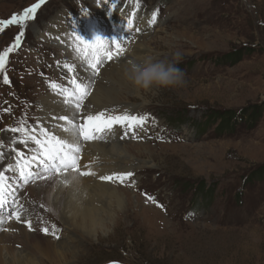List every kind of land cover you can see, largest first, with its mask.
I'll list each match as a JSON object with an SVG mask.
<instances>
[{
  "label": "rangeland",
  "instance_id": "374dc122",
  "mask_svg": "<svg viewBox=\"0 0 264 264\" xmlns=\"http://www.w3.org/2000/svg\"><path fill=\"white\" fill-rule=\"evenodd\" d=\"M37 2L0 0V21L22 14ZM138 2L142 11L135 0H115L118 5L112 13L121 15L122 3L126 8L132 3L129 7H136L134 32L138 21L151 18L153 12L157 13L156 23L122 40L125 54L104 61L98 75L119 61L127 60L123 62L127 68L129 53L141 45L143 57L130 61L152 57L174 64L184 73L185 83L143 91L132 83L124 88L114 80L113 89L121 91L125 99L120 101L121 111L112 114L128 111L146 116L147 122L135 138L131 133L124 136L125 129H119L115 137L125 153L107 157L110 163L96 157L88 164L81 153V163L97 173L80 176L91 187L94 177L103 173L98 170L112 164V172H133L135 185L109 182L123 204L105 208L100 215L102 226L91 230L65 224L59 209L47 206L41 195L32 194L29 186L34 184H28L16 197L29 209L27 219L33 230L9 222L24 227L28 234L44 237L50 251L44 254L19 244L14 250L22 262L28 259V264H264V176L255 178L264 166V0ZM110 3L112 0H46L35 19L24 26L21 46L9 55L6 74L10 83L4 84L0 74L2 167L14 160L17 146L31 157L19 143L21 134L9 129L19 127L21 121L28 128L40 125L38 104L54 91L51 83L71 88L65 64H76L72 74L81 76L83 62L74 39L80 32L77 26L88 25V20L98 30L108 27ZM20 30L19 25H10L0 32V51L14 43ZM232 55L234 59L229 61ZM215 112L235 113V125L227 130L217 128L218 121L211 119ZM251 113L258 114L256 122L245 118ZM85 147L82 144V150ZM6 175L13 177L12 184H22L15 179L18 172ZM52 195L50 191V201ZM9 222L0 225V235ZM52 225L56 236L51 234ZM43 227H48L50 234L42 233Z\"/></svg>",
  "mask_w": 264,
  "mask_h": 264
},
{
  "label": "snow or ice",
  "instance_id": "6c2138e0",
  "mask_svg": "<svg viewBox=\"0 0 264 264\" xmlns=\"http://www.w3.org/2000/svg\"><path fill=\"white\" fill-rule=\"evenodd\" d=\"M45 3L46 0H38L37 3L24 9L22 14H14L10 19L0 21V32H3L5 27L10 25H19L21 27L20 32L15 37L14 43L3 51H0V74H2L4 84L10 83L6 74L9 55L21 46V38L24 36V26L28 21L35 19L37 11ZM111 7L113 10L116 9L115 0H112ZM133 15L135 14L133 13ZM156 18L157 13L153 12L151 18L148 20V24H155ZM134 30L139 32L140 28L136 27ZM132 31L133 20L129 18L125 34L120 39L113 37L111 42L99 35L95 36L93 40L88 41L76 34L75 51L86 62L87 67L92 70L93 75H98L105 60L112 61L126 52V48L121 44V41H127ZM64 67L68 69L69 74L74 72L73 65L65 64ZM66 79H68L71 88L58 85L55 82H52L50 86L53 89H59L65 95L64 103L73 109L71 116L65 114L54 117L56 120L63 121L70 126L64 127L63 124L59 125L62 131L70 133L69 138H62L60 135L40 125L28 128L24 121L20 122L19 127L9 129L12 133L21 134L19 143L24 145L25 148L35 145L33 149L35 154L28 158L24 151L14 148L15 166L9 163L6 168L0 170V225L9 221H15L26 224L29 230H33L32 221L25 218V214L28 213L29 209L23 203H20L19 198L14 195L11 200L8 199L10 195L9 189H12L14 193L15 188H13L10 182L13 177L6 175L7 172H18V176L15 179L18 182H22L23 185H28L30 182L36 184L37 181H49L53 177H62V183L68 184L70 183L69 176L73 173L79 176H95V172L83 170L87 169L88 165L81 163L82 142L103 139V134L111 133L116 126L125 129L124 136L131 133L133 138H135L136 131L143 129L147 122L146 116L134 115L128 111L119 114H108L106 111H89L85 101L91 94L90 82L80 80L76 75H71L70 79L66 76ZM13 143H16V141L14 140ZM0 159H3V153H0ZM133 177V172L126 171L101 175L99 179L132 187L135 185ZM72 179H75V177L73 176ZM145 195L148 200L156 203L154 197ZM41 207H44V205H41ZM55 229L56 226L52 225L51 234L53 236H56ZM3 230L7 231V229ZM41 231L48 234L49 228L44 227Z\"/></svg>",
  "mask_w": 264,
  "mask_h": 264
},
{
  "label": "bare ground",
  "instance_id": "6f19581e",
  "mask_svg": "<svg viewBox=\"0 0 264 264\" xmlns=\"http://www.w3.org/2000/svg\"><path fill=\"white\" fill-rule=\"evenodd\" d=\"M111 4L112 3L108 4L109 5L108 15H110L108 19H110V23L113 24L114 27L118 28L119 22L122 20H124L123 21L124 23H127V20L129 18L131 19L135 18L136 15L134 12L136 9L135 5L129 7V5H132V3H130L127 8L126 5L123 9H122V5L120 6L121 12L124 11L123 14L121 15L120 14L116 15L115 13L114 14L112 13L114 10L112 9ZM117 5L118 4H116V6ZM133 13L135 15H133ZM147 19L150 18L146 17L139 20L136 27L140 28L142 31H145V29H147V25H149ZM94 25L96 24L94 23ZM103 28L104 30L108 29L107 27L106 28L102 27V29ZM77 29H80V32L79 31L77 32L79 36L83 37L84 35H89L91 38L94 39L95 36L93 34L92 35L90 34V28L88 25H86V22H84L81 27L78 26ZM65 46L66 44L63 47L64 51L67 50ZM133 52L129 53L130 56L128 58V62L130 60H133L135 57H137L136 60H140L145 53V51L141 49V45L136 46ZM138 53L140 54L139 56ZM127 57L128 56L124 58L126 59ZM123 62L119 61L115 64H110L104 70L101 71L97 79H94L95 77L91 75L93 73L87 67V64L85 62L86 65L85 67H83L84 71L80 72L81 76H79L80 77L79 79L91 83L90 86L92 88L90 87V89H92V91L90 96L85 102L88 105L89 111L96 112V111H103L104 109H109L108 111H106L108 114L121 111L120 107L122 104L120 103V101L121 99L123 100L125 98H122L123 94L121 91L113 89L112 82H114V80H118L119 85L123 86L124 88H128V86L125 85L126 83H131V81L128 78H126L125 66L127 65H125V63ZM75 65L76 64H74V66ZM116 65H118L117 69L112 70L111 66H116ZM102 75H104L103 80H100L99 77ZM64 100H65V95L62 94L58 89L54 90L53 92H50V94L47 95L45 94V97L42 98L38 104L40 109L39 123L40 126L48 128L51 132L60 135L62 138H69L70 133L62 131L59 128V125L63 124L64 127H70V126L63 121H58L54 118L59 115H65V114L69 116L72 115L73 109L68 105H66L64 103ZM112 134H117V130L108 133L106 136H104V139H98L90 142H83L85 143L86 147L85 150H82V154L85 155L84 161H86V163L88 164L94 163L96 161V157L104 158L103 161L108 163L109 160L107 159V157H111L117 154L121 155L122 153H125V150L123 148H120L117 138L111 136ZM31 148H32V152H31V156H32L35 154V152L33 151L35 145H31ZM16 149L19 151L21 150L20 146H17ZM12 155L15 157V152ZM11 159L8 160V162H13L12 161L13 159L12 160ZM14 163L16 164V161ZM113 167L114 166L112 164L103 165L102 170H98L103 173L98 174L96 178L94 177V179L92 180L94 184L91 187L88 186L87 182L83 181V179L80 178L78 174L73 173L71 174V176H69L70 183L68 184L62 183L63 180L62 177L58 179L53 177L52 180L38 181L36 184L29 186V191H31L32 194L34 195L37 194L36 196L41 195L43 201L46 203L47 206L52 207L54 210L55 208L59 209V211L63 216L62 220L64 221L65 224L70 223L69 225L80 226L82 229L90 228L91 230H93L94 226L96 225L102 226L103 220L100 219V215L106 212L105 208L108 207V209H110V207H112V205L114 206L115 203L118 207H121L123 204V200L121 196L117 193V190L114 189L111 185H109V182L99 180V177L101 175L112 174L113 173L112 170H114ZM3 169L4 167L0 165V170ZM85 170H88V168ZM108 171L112 173H108ZM95 172L97 173V171ZM73 176L75 177V179H72ZM50 191L51 192L53 191V195H52L53 197L51 201L50 199H48V194L50 193ZM25 218L26 219L28 218L27 213L25 214ZM42 219L45 221V217L43 215H42ZM4 229H7V231L4 232V235H0V264H28V259H26V262H22L21 260L23 259L19 258L20 256L14 250L15 244H19L18 246H21L22 248H26L28 250H34L44 254H49L50 250L45 245V241H43L44 237L42 238V236H37L34 233L28 234L25 231L24 227H18L17 225L14 224V222L12 223L9 222V225L5 226ZM39 252L36 253L39 254Z\"/></svg>",
  "mask_w": 264,
  "mask_h": 264
},
{
  "label": "clouds",
  "instance_id": "9594fccd",
  "mask_svg": "<svg viewBox=\"0 0 264 264\" xmlns=\"http://www.w3.org/2000/svg\"><path fill=\"white\" fill-rule=\"evenodd\" d=\"M176 58H181L179 52L176 53ZM125 75L137 89L143 91H149L154 86L181 87L185 83L181 69L165 61H156L152 57H147L142 62L129 61Z\"/></svg>",
  "mask_w": 264,
  "mask_h": 264
},
{
  "label": "trees",
  "instance_id": "16d2710c",
  "mask_svg": "<svg viewBox=\"0 0 264 264\" xmlns=\"http://www.w3.org/2000/svg\"><path fill=\"white\" fill-rule=\"evenodd\" d=\"M234 55L229 57V61L231 59H234L233 57ZM226 60V59H225ZM244 116V115H243ZM245 118L251 123V122H256V120L258 119V114L257 113H251L250 115H245ZM211 119L214 121H218V125L217 128L221 127V130H227V129H231L233 124L235 125L236 122V116L235 113H231V112H215ZM213 125V124H212ZM264 176V166L261 167V171L257 172L255 175V178L260 179L261 177ZM209 198L212 197V193H208L207 195Z\"/></svg>",
  "mask_w": 264,
  "mask_h": 264
}]
</instances>
